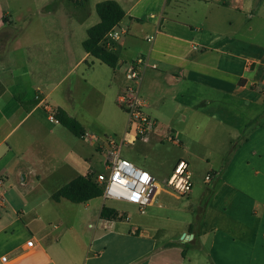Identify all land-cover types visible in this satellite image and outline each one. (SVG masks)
Listing matches in <instances>:
<instances>
[{
	"label": "crops",
	"instance_id": "0c3cea01",
	"mask_svg": "<svg viewBox=\"0 0 264 264\" xmlns=\"http://www.w3.org/2000/svg\"><path fill=\"white\" fill-rule=\"evenodd\" d=\"M15 1L22 2L0 0L2 190L19 183L26 187V181L46 182L53 198L75 178L96 174L84 151L88 141L51 114L62 108L86 132L112 133L113 104L123 109L120 96L130 84L128 66L143 57L140 96L159 127L147 140L137 141L167 131L181 143L184 135H194L207 149L223 137L230 153L224 157L223 151L214 163L207 157L198 208L173 234L160 227L158 218L133 225L128 213L102 219L108 207L103 197L81 203L86 211H95L100 226L93 237L100 243L98 252L91 257V245L86 264H264V125L249 127L264 113V0H113L127 14L115 27L120 38L110 44L119 58L116 68L83 47L88 30L100 23L96 5L106 0H40L41 10L56 17L53 37L33 39L17 35L32 6L13 5ZM67 2L72 3L69 10L63 5ZM194 186L184 197L191 198ZM64 202L72 203L55 201L59 206ZM156 202L143 214L137 207L139 213L146 215ZM35 221L9 200L0 208V264H62L61 251L50 253L42 231L30 227ZM124 222L129 227L119 228ZM13 229L25 231L26 241L17 244ZM31 239L32 250L27 248ZM76 252L63 251L68 258Z\"/></svg>",
	"mask_w": 264,
	"mask_h": 264
},
{
	"label": "rangeland",
	"instance_id": "374dc122",
	"mask_svg": "<svg viewBox=\"0 0 264 264\" xmlns=\"http://www.w3.org/2000/svg\"><path fill=\"white\" fill-rule=\"evenodd\" d=\"M21 1L22 2H13V5L20 6L21 4H26L28 8L31 6L32 8L28 9V12L21 18L23 24L21 25L22 28L17 32L18 37L20 38L22 36L26 39L52 38V25L56 17L41 10L40 0ZM71 4L72 3L67 2L63 5L67 10L72 7ZM252 21L256 26L255 20L253 19ZM63 22L65 23V21ZM15 33L12 35L14 36ZM97 84L100 89H105L100 81H98ZM113 109V115H115L114 120H112L111 115L106 116L107 122L112 120L109 123V128L112 133L98 135L102 138L122 139L127 131L128 115L121 109L117 102L113 104ZM115 112H117V115ZM179 130L180 127L177 126V133ZM167 133V131L156 132L150 141L145 143L136 141L132 145L125 144L122 146L123 158L128 159L136 166L151 173L163 186L156 198V205L148 208L144 216L139 213L137 206L133 204L116 200H107L106 205L120 214H130L131 225L141 223L143 220H148L151 217L158 218L159 222L157 223L160 227L167 229L169 234H173L178 231L183 221L189 218L191 219L193 210L198 208V203L196 202L198 197L202 195L204 178L209 167V165H207V157L210 156L214 163L221 159V153L223 151L226 154V156L224 154V157H227L230 150L228 151L225 148L226 141L223 140L222 136H220L222 137L220 139H213L207 149L206 147L202 149L199 146V142L194 139V135L190 136L186 134L183 136L182 143L177 139L175 143L169 139V136L171 137L172 135ZM234 143H237V141H234ZM101 150L102 151L91 142H88V145L86 144L84 147L85 155L96 168V173L108 174L105 168L106 153H104L105 150ZM181 158L184 160L186 158V161L191 163L190 170L193 174V183L195 184L191 198L184 197L178 199L166 189L165 182L172 173L171 169ZM70 177H73V175ZM26 183V187L20 186V183L11 188L7 185L4 186L3 188L5 192H7L5 193L6 200L14 202L17 211L34 215L37 221L32 223L30 227L34 231H42V235L45 236L44 244L50 253L57 254L58 251H61L60 257L62 264H86L85 258L89 247L92 245L93 249L90 256L93 257L94 254L98 252L100 244L99 242H93L95 233L100 229L96 221L95 211L92 210L88 212L85 210L84 205H76L69 202H64L59 206L55 203L53 198H51V194H49L51 188L46 182L34 184L30 181H26ZM205 205L206 204H203V207H205ZM35 208H38L37 213L39 215H36ZM51 209H53V211H50ZM83 214H86L87 217H84ZM88 214H90L89 217ZM40 216L44 218V222L40 221ZM119 226L121 229L127 228L129 227V222H124ZM11 233L17 244L27 239L26 232L23 230L18 231L13 229ZM64 249H74L78 254H75L72 258L64 257ZM93 263L94 261H90L87 264Z\"/></svg>",
	"mask_w": 264,
	"mask_h": 264
},
{
	"label": "built area",
	"instance_id": "2783aa9c",
	"mask_svg": "<svg viewBox=\"0 0 264 264\" xmlns=\"http://www.w3.org/2000/svg\"><path fill=\"white\" fill-rule=\"evenodd\" d=\"M120 38V34L115 28L110 31L105 41L107 47L111 49V42ZM110 46V47H109ZM145 64V59L139 57L128 66L127 78L130 84L120 96V104L128 115V126L125 136L118 138H102L101 136L86 132L84 139L91 142L98 149L105 150V168L108 174L96 173L93 180L101 188L105 200H116L136 205L143 214L148 206L153 204L163 186L157 178L148 171L136 166L134 163L122 157V146L133 144L139 139L147 140L148 136L155 132L159 124L146 111V106L140 96L139 84L141 82V70ZM57 122H59L57 120ZM173 142L175 138L169 136ZM179 142V141H178ZM4 179L0 178V208L7 203L5 192L2 190ZM166 189L177 196H188L193 188L192 172L188 161L181 159L178 161L169 179L165 182ZM121 217H124L121 215ZM125 220H129L125 217ZM137 229L132 233L137 234ZM36 247L35 240L27 242V248L32 250ZM7 262V257L2 258Z\"/></svg>",
	"mask_w": 264,
	"mask_h": 264
},
{
	"label": "trees",
	"instance_id": "16d2710c",
	"mask_svg": "<svg viewBox=\"0 0 264 264\" xmlns=\"http://www.w3.org/2000/svg\"><path fill=\"white\" fill-rule=\"evenodd\" d=\"M100 23L88 30V38L84 41L85 51L95 59L106 64L110 68H116L119 63L118 56L107 47L105 39L107 34L117 27L127 14L122 6L113 0H106L96 5ZM52 115L66 129L78 138L84 139L86 130L75 118L71 117L64 109L57 108ZM264 125V113L257 117L249 127H260ZM94 175H81L63 186L53 194V200L60 202L66 199L74 204L87 203L98 197H102L103 192L98 184L93 180ZM210 197V192L206 194L203 204H206ZM121 217L116 210L104 207L101 218L104 220H114Z\"/></svg>",
	"mask_w": 264,
	"mask_h": 264
},
{
	"label": "water",
	"instance_id": "95a60500",
	"mask_svg": "<svg viewBox=\"0 0 264 264\" xmlns=\"http://www.w3.org/2000/svg\"><path fill=\"white\" fill-rule=\"evenodd\" d=\"M185 237H186V235L183 236V238H185Z\"/></svg>",
	"mask_w": 264,
	"mask_h": 264
}]
</instances>
